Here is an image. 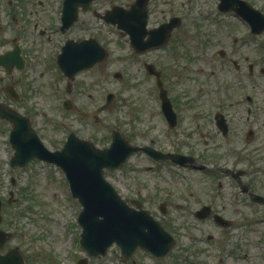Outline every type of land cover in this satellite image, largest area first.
Listing matches in <instances>:
<instances>
[{
    "label": "flooded vegetation",
    "instance_id": "af4514ba",
    "mask_svg": "<svg viewBox=\"0 0 264 264\" xmlns=\"http://www.w3.org/2000/svg\"><path fill=\"white\" fill-rule=\"evenodd\" d=\"M134 1L0 0V105L16 109L30 119L29 108L28 111L24 110L25 107L19 109L16 103L24 98L25 91L34 87L31 84L38 78L51 89L53 96L62 97V106L66 101L69 108H65L64 116L73 113L75 118L78 115L82 120L89 118L90 121V116L93 119V130L85 134L87 137L82 133L86 132L85 126L89 127V121L81 122L77 130H69L63 143L70 131L80 138L94 140L98 105L94 106V103L92 110L88 111L79 109L74 107L71 97L86 90L87 98L94 99V93L88 91V82L83 85L81 77L99 67L102 61L94 62L88 68H78L85 62L89 64L97 60L101 49L104 60L109 56L108 47L99 38L101 26L109 32L121 34L127 50L125 70L122 66L112 74L127 81H151V96L157 104V112L153 113L156 125L173 133L172 149L159 148L154 143L148 146L175 153L178 159L174 162L175 167L205 172L211 179L208 182L210 186L203 191L208 200L202 203H197L194 191L179 189L176 198L183 199V202L174 203L177 213L173 214L176 222L172 229L168 226L170 220L167 216L171 213L170 199H164L158 205L159 213L166 218L163 220L162 216L145 208L143 194L135 193L136 196L127 197L119 192L130 205L150 211L173 237L165 255L155 256L137 247L128 258H123L127 264H147L145 257L151 259L152 264H241L237 251L239 246L234 244L229 250L225 247L228 243L224 235H203L199 229L198 233L192 234L188 229L186 237L176 226L183 227L189 223L192 228L212 226L224 231L233 227L237 219L226 206L228 195L235 196L232 201L238 197L242 206L264 207V204L255 202L248 204L252 192L264 194V183L254 182L258 174L263 172L264 175V27L256 31L244 17L260 15L257 10L264 14V0H203L206 7L199 13L209 12L214 20L211 24L216 26L207 27V32L201 34L198 27L192 28L194 33L188 58L178 65H186L183 70L188 69L190 76L181 80L183 85L178 89L175 86L179 81L173 87L170 86L173 83L165 85L167 71L179 74L175 66H165V62H169L174 55L167 57L165 51L176 50L178 44L170 46L169 43L183 21V16L173 11L176 0H143L140 17L128 19V24L134 29L142 30L143 41L161 40V36L155 38L154 34L164 35L170 28L165 43L150 45L143 51L131 45L127 32L118 28L119 21L113 15L114 8L130 9ZM191 1L200 7L198 0ZM236 8L243 10L237 11ZM60 62L67 64L64 69H60ZM157 78L162 81L172 104L171 115H166L162 107ZM97 104H100L99 101ZM84 105L88 107V102ZM0 121L10 124L3 118ZM146 156L153 159L150 154ZM167 161L159 160L163 163ZM180 161L188 163L181 164ZM224 177L228 178L226 183L230 186L219 180ZM200 208L203 211H199ZM215 214L222 216L221 222L225 226L215 221ZM263 237L257 245L262 243ZM254 257L256 260L248 264H257L260 253H255Z\"/></svg>",
    "mask_w": 264,
    "mask_h": 264
},
{
    "label": "rangeland",
    "instance_id": "374dc122",
    "mask_svg": "<svg viewBox=\"0 0 264 264\" xmlns=\"http://www.w3.org/2000/svg\"><path fill=\"white\" fill-rule=\"evenodd\" d=\"M104 1L122 3L126 0ZM198 2L200 7H196V2L191 0L174 2L173 11L183 16V21L169 43L170 46L178 44L176 50L165 51L167 57L174 54L169 62H165V66L168 65L170 68L175 66L179 69V74L167 71L165 85L173 83V85L169 84L173 87L179 81L175 86L177 89L183 85L180 84L181 80L190 76L188 69L185 72L183 70L186 65H178L188 58L194 33L192 28L198 27L201 34L207 32V27L216 26L211 24L214 20L212 15H208L209 12L199 13L206 6L203 0ZM262 3L264 6V1ZM227 20L232 22L231 19ZM100 33L99 38L104 40L103 44L108 47L109 56L100 63L99 67L85 72L81 77L84 81L83 85L88 82V91L94 93V99L87 98L86 90L71 97L74 107L88 111V109L92 110L94 103V106L99 105L98 101L100 104L103 103L105 93L109 90L117 92L111 105L98 113L95 139L90 140L100 147L106 146L110 142V133L115 128L131 143L147 145L154 143L156 147L172 149L173 133H168L162 126L156 125L157 121L153 116V113L157 112V104L151 96V81L142 79L127 81L112 76V72L121 69L122 66L125 70L127 50L124 36L109 32L104 26H101ZM36 80L31 84L34 87L25 91L24 98L16 103V106L19 109L25 107L24 110L27 111L29 108L31 124L48 148H60L67 132L79 129V124L86 123L89 118L82 120L78 115L75 118L73 113L64 116L65 109L61 106L62 97L53 96L50 93L51 89L43 81H38V78ZM35 84H37L36 89ZM84 102H88V107ZM92 121L90 116V121L87 122L89 127L85 126L86 132L82 133L84 137L93 130ZM10 127V124H3L0 121V199L2 200L0 227L13 231V237L0 248V251L4 252L16 246L23 255L25 264H76L82 257L88 260V264H127L116 245L109 247L102 256H89L79 245L81 227L77 223V215L81 206L71 196L65 176L59 167L37 159L30 160L23 167L10 166L9 159L14 152L8 142ZM258 175L254 182L264 183L263 172ZM105 176L123 196L134 197L136 194H143L145 208L158 216H162L158 210L159 203L164 199H170L172 203H169L170 207H168L171 213L167 215L170 229L176 222L173 216L177 213L174 203L183 202V199L176 198L179 196V189L194 191L195 200L197 203H202L208 200V196L204 195L203 191L210 186L208 182L211 181L208 173L188 168L179 169L171 161L159 162L148 158L143 152L132 154L118 169H106ZM219 180L225 186H230L226 183L229 181L228 178H219ZM228 197L226 206L232 210V216L237 219L233 227L225 231L212 226H195V229L188 223L183 227L176 226V229L179 228L178 231L184 233L186 237L189 234L188 229L192 234L198 233L197 229H199L203 235L205 233L224 235L227 238L226 244L228 243L225 247L229 250L233 249L234 244L239 246L237 251L240 253L238 259L241 264L256 260L254 255L257 252L261 256L257 259V264H264L262 259L264 237L262 243L257 245L260 237L264 235V221L260 222L264 218V207L249 208L240 205L242 201H239L238 197L235 201L231 200L235 196L228 195ZM250 203L252 201H248V204ZM162 218L166 220L164 216ZM144 261L152 264L151 259L147 257ZM209 264L217 263L209 262Z\"/></svg>",
    "mask_w": 264,
    "mask_h": 264
},
{
    "label": "water",
    "instance_id": "95a60500",
    "mask_svg": "<svg viewBox=\"0 0 264 264\" xmlns=\"http://www.w3.org/2000/svg\"><path fill=\"white\" fill-rule=\"evenodd\" d=\"M114 10V19L119 21L118 26L128 32L130 42L137 50L141 51L150 45L165 42L170 28L164 35L154 34L155 38L161 36V40L143 41L142 30L138 31L128 24V19L140 17L143 11V0H136L130 9L118 6ZM236 10L241 11L243 8H236ZM260 16L245 15L244 17L251 22L254 30L259 31L264 25V15L260 14ZM257 20L258 22L260 20V23H253ZM103 57L101 49V55L97 60L89 64L85 62L78 69L89 67ZM59 65L64 69L67 64L60 62ZM164 92L161 89L163 97H165ZM112 96V93L107 95L106 103L102 107H107ZM164 106L170 108L167 100ZM0 116L8 119L13 125L9 134V142L14 148L10 159L11 166H24L29 160L38 158L55 163L65 173L72 195L82 205L78 215V222L82 226L79 241L89 255H104L113 242L120 246L125 256H129L138 246L157 256L164 255L169 250L173 243L172 236L146 210L135 209L122 200L114 187L104 178L103 171L105 167L111 169L119 167L130 153L140 149L149 151L159 159L168 158L178 161L174 154L159 153L148 147L131 146L118 132L113 133L110 145L102 149L70 134L61 149L51 151L42 144L30 127L27 117L1 105ZM253 200L264 202V197L255 195ZM214 217L216 221H219L218 215ZM11 235L10 232L0 229V247ZM0 264H24V262L19 250L11 248L4 254H0ZM77 264H87V260L81 258Z\"/></svg>",
    "mask_w": 264,
    "mask_h": 264
},
{
    "label": "bare ground",
    "instance_id": "6f19581e",
    "mask_svg": "<svg viewBox=\"0 0 264 264\" xmlns=\"http://www.w3.org/2000/svg\"><path fill=\"white\" fill-rule=\"evenodd\" d=\"M171 127V126H170ZM168 153H171V154H174L175 155V153H172V152H170V151H168ZM176 156V155H175ZM183 158H184V156H182ZM148 213H149V211L148 210H146Z\"/></svg>",
    "mask_w": 264,
    "mask_h": 264
}]
</instances>
